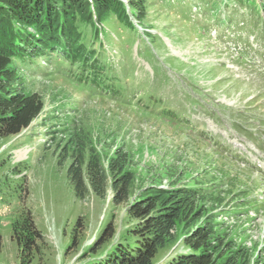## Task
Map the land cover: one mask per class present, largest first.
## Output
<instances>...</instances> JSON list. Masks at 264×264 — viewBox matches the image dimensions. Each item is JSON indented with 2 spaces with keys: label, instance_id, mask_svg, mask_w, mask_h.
<instances>
[{
  "label": "rangeland",
  "instance_id": "1",
  "mask_svg": "<svg viewBox=\"0 0 264 264\" xmlns=\"http://www.w3.org/2000/svg\"><path fill=\"white\" fill-rule=\"evenodd\" d=\"M254 1L146 0L140 24L133 22L137 34L107 16L101 41L81 26L93 47L101 42L111 65L106 85L116 95L72 82L61 59L14 58L23 76L13 78L11 91L36 92L43 108L17 134H0V264H86L132 239L126 229L137 219L127 206L142 199L144 187L167 184L213 191L207 195L217 204L206 205L217 251L229 243L250 264H264V174L240 159L264 170V14ZM74 130L85 143L82 166L90 144L105 161L117 150L128 155L133 178L125 201L112 202L110 173L105 195H75L67 175ZM108 222L114 234L95 249ZM188 222L155 264L189 251L183 234L201 220Z\"/></svg>",
  "mask_w": 264,
  "mask_h": 264
},
{
  "label": "trees",
  "instance_id": "2",
  "mask_svg": "<svg viewBox=\"0 0 264 264\" xmlns=\"http://www.w3.org/2000/svg\"><path fill=\"white\" fill-rule=\"evenodd\" d=\"M125 1L140 23L145 13L146 0ZM249 3L255 6L254 0H249ZM262 5L264 8V0ZM94 14L98 23L106 19L104 17L111 16L119 21L122 30L137 34L123 0H0V134H17L22 128L28 127L43 108L36 92L15 95L11 91L15 82L13 78L21 82L23 76L14 58H48L50 54H55L69 66L77 64L81 70L88 68L82 79L87 77L98 84L104 83L109 74V66L101 59V53L100 58L97 57L96 50L81 29V26L88 25L92 35H98ZM15 22L20 26L15 28ZM29 29L35 30L34 34L31 35ZM112 30L119 34L116 26ZM107 90L112 89L109 87ZM76 132L74 130L67 140L73 147V160L67 175L75 195L84 197L89 189L99 196L105 195L107 176L110 173L112 192L114 189L112 202L119 204L125 201L133 178L126 169L128 155L117 150L105 161L95 146L90 144L86 149L87 160L82 166L80 156L83 155L85 143ZM212 192L206 193L199 188L187 186L169 189L157 185L144 187L140 192L142 199H134L126 208L128 214L137 219L134 227L126 229V233L135 236L112 245L102 256L86 264H155L157 253L176 242L178 225L189 227L188 221L192 219L194 222L201 220V225H194L188 229V233L183 234V243L189 251L176 253L163 264H250V260L244 254H236L239 250L234 251L229 243L217 251L221 241H217V233L213 232L214 227L210 225L213 215L209 208L212 206L206 205L217 204V196L207 195ZM114 230V225L108 222L95 249L109 240ZM251 264H258L257 260Z\"/></svg>",
  "mask_w": 264,
  "mask_h": 264
}]
</instances>
